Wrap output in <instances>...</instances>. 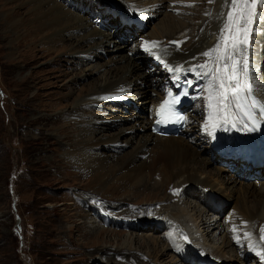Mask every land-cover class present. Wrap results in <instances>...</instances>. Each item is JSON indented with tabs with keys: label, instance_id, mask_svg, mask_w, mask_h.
I'll return each instance as SVG.
<instances>
[{
	"label": "bare ground",
	"instance_id": "obj_1",
	"mask_svg": "<svg viewBox=\"0 0 264 264\" xmlns=\"http://www.w3.org/2000/svg\"><path fill=\"white\" fill-rule=\"evenodd\" d=\"M6 1L14 2V5L11 3V8H5L1 12V35L8 40L6 43L8 55H6L8 56V62H10L9 65L14 67V65L20 64L17 67L19 70L16 71L18 74L25 71L24 68L27 69L28 72L22 77L23 79H28L29 76L33 75V66L37 65L35 64L38 63L37 60L54 52L58 47L63 50L62 55L70 56L72 59L69 60L76 65L90 60L91 56H94L91 55L93 51H99L101 46H108L112 42V38L108 33L97 32L94 28L88 26L78 14L64 8L58 2L50 5L48 2H43V0ZM165 1L124 0L120 4L123 5L122 9L128 17L131 15L144 17L148 12H150L149 17L152 20L160 14H163L164 17L168 16L163 29H160L157 34L152 33L151 36H154V38L144 41L141 48L137 49V53H134L135 58L140 59L144 56L148 58L152 55L151 60L157 59L163 65L166 64L167 68H159L163 70L162 72L168 80L167 83L155 85V79L137 73L135 69L137 67L131 62L129 63L127 58L117 55L116 57L112 56L105 62L107 66L101 74L102 77L99 83L84 91V88L81 87L77 91L78 94L70 98V95L74 92L72 93L73 89H71L72 87L69 88L67 83L71 84L74 81L91 76L94 72H98L96 63L89 65V67L86 66L74 78L70 76L67 83L60 85V87H67L66 92L61 94L58 99L54 98V102L50 103L47 109H44L52 110L55 105L57 108V104L61 102L60 100H65V111L45 115L43 113L36 115L34 119L44 123L46 121L47 133L50 134L46 140L53 138L63 147V149L60 148L63 151L58 156L61 158V164L55 162V168L59 170H64L66 167L72 168L74 173L89 177V190L94 191V194H99V196H106L107 193L111 194L114 189L120 190V192L125 190L126 196H129L132 191L142 189L148 191L147 195L154 199V202L150 199V202L146 201L147 203L140 204L137 207L129 205L130 207L121 210L118 209V206L115 207L114 204L125 197L122 196L118 199H112L111 197L110 199L116 200L113 201L114 204L101 200L102 205L99 208L107 217L118 214L120 217L136 219L137 222H129L127 226L131 227L132 231L140 230L141 225L144 224L147 226L141 229L147 232H156L159 230L158 227H163V236L159 239L153 238L151 235H145V239L136 241V234L130 237L133 232L128 233L129 235H125L123 238H121V234H116L120 239H117L119 245L115 250L119 251L120 254L137 251L139 255L145 258L144 264H155L154 260H156V264H201L202 262L224 264L238 260L239 256H242L241 260L256 256L258 253H264V238H262L264 233H262V227H260L264 226V210L261 207L255 208L249 213L248 221L236 223L232 232L219 224L217 216L219 196L227 195V185L232 187L241 181L231 179L229 182L226 181V185L224 184L225 179L220 178V167L213 169V171L207 170L202 167V164L207 165L208 160H196L194 154L198 151L189 144L191 138L183 135L190 133L191 129L197 127L189 122L188 127L186 124L183 131L185 133L177 137H162L152 134L149 130L157 102L164 94L163 90L173 82L177 83L179 79L193 78L192 76L197 74L201 75L196 76L201 79L200 86L204 85V89L201 90L200 94L203 97L201 109L196 111L202 112L204 121L201 122L198 130L202 131L203 134L208 133L210 137L214 138V141L213 139L210 140L214 149L219 144L225 149V153L223 151L219 152L224 156L230 155L228 156L230 158H223L222 161L231 159L230 163L235 168H245L239 159L235 158L233 150L240 153L241 145H246V143H253L261 147V140L264 138L257 134L255 130H245V123H247L248 128H252V126L248 121L240 119V114L235 111V105L228 109L230 115H228L227 122L222 118L226 113L222 112L217 115L215 99H213V107L210 109L207 98L212 77L202 74V70L198 67L196 71L191 70L194 66L204 64L206 61L209 67H216L214 57H205L202 53L212 49L217 44L218 34L225 15V0H211V2L210 0H169L168 3ZM193 3H197L196 7L201 5L203 8L199 14V23L191 33L190 27H184L186 24L182 23V19L186 18L183 14L193 12L190 10L194 8ZM80 4L77 3V5ZM17 6L25 7L26 10L23 11L25 13H18ZM165 10H168L169 14L166 15ZM153 12L155 14H152ZM173 22L182 25L178 28L168 25ZM261 28H263L262 25L257 28L252 38L249 58L251 74H254V78L251 79L253 95L264 101V74L259 73L257 66L254 67L258 62L263 63L264 66V40H262L263 30ZM153 41L157 42L155 46L151 43ZM145 42L149 43L146 45ZM165 43H171L175 46L169 55L164 54ZM81 44H88L89 47L80 49ZM117 48H121V46ZM178 66L183 69L179 73L169 70ZM263 66L261 65L260 68L262 69ZM58 70L61 71V69ZM64 72L68 73L64 70L55 78L63 81L60 77ZM256 75H263V83L258 77L256 78ZM177 76L179 79L176 78ZM160 85L163 88L161 90L158 88ZM149 87H153L155 91L149 92ZM140 98L142 99L140 109L147 108V112H125L127 113L126 116H117L122 120L132 119L133 123L131 125L118 128L111 133L104 132L103 127H99V124L103 121V112H100V116L97 117L92 112L93 107L107 101L114 104H126L131 99L135 101V99ZM39 108L33 107L30 111H44ZM194 112H191L189 116L196 119ZM256 115L258 118L263 119L258 113ZM186 121L188 123V115ZM205 121L206 124L203 127ZM45 126H43L44 129ZM206 126L208 130H205ZM124 133H127V135L123 136ZM35 138H39V136ZM219 138L220 141H218ZM222 140L227 142L226 147L221 145ZM128 145L130 147L125 148ZM103 146L110 147L111 151L104 152L101 148ZM263 167L254 168L250 172L246 171V173L249 177L255 179L264 178ZM257 169L259 170L258 174L254 173ZM260 183L261 185H259ZM259 184L257 186L253 182L251 187L264 194V181L262 180ZM162 188L168 189L169 193H160ZM188 195L194 196L195 200L185 201V197H188ZM228 195L230 196V193ZM163 201H173L175 205L172 207H169V205L161 207L156 205ZM200 205H205V208L210 209L212 214L207 211L205 214ZM91 208L94 211V206H91ZM127 211H133L135 216H126ZM150 212L151 218H147L150 217ZM139 214L141 216H138ZM108 220L112 221V219ZM127 220L119 219L118 222L121 224ZM150 220L156 223L152 228L147 224ZM109 224H115V222ZM220 234L223 236H220ZM136 242L140 244L137 247L142 246L143 251L136 250L134 245ZM150 246L153 248L152 252L154 254L150 252ZM156 247H160V249L154 250ZM108 248L105 246L104 250L110 251ZM192 250H195L198 254L191 258L190 252ZM164 255L169 256L170 259L167 261L159 260ZM258 257L256 259L264 264L261 255Z\"/></svg>",
	"mask_w": 264,
	"mask_h": 264
},
{
	"label": "rangeland",
	"instance_id": "obj_2",
	"mask_svg": "<svg viewBox=\"0 0 264 264\" xmlns=\"http://www.w3.org/2000/svg\"><path fill=\"white\" fill-rule=\"evenodd\" d=\"M123 1L43 0V2H48L50 5L57 2L60 3L64 8L78 14L88 26L94 28L97 32L108 33L112 38V42L108 46H101V50L99 51H93L91 55L94 56H91L90 60L76 65L69 60L72 59L70 56L62 55L63 50L58 47L52 52L53 54L50 53L42 57V59L37 60L38 63H35L37 65L33 66V75L31 77L29 76L28 79L22 78L28 72L26 68H24L25 71L19 72L18 74L16 71L19 70L17 67L20 64H18L19 66L14 65V67L9 65L10 62H8V52L6 49L8 40L1 35L2 24L0 23V264H144L145 258L139 255L137 251L123 252L120 254L119 251L115 250L119 245L117 239H120L116 234H121V238H123V236H128L133 232L130 237L136 234V241L145 239V235H151L157 239L163 236L162 226L158 227L159 230L156 232H147L141 229L147 225L139 224L141 225L140 230L132 231V228L127 226L129 222H137L136 219L120 217L118 214L116 215L117 217L115 215L107 217L106 214L102 213L103 211L99 208L102 205L101 200L114 204L113 201L116 200L112 199H118L123 196V198L125 197L123 200L116 201L114 204L115 207L118 206V209L121 210L130 206L137 207L140 204L150 202V199L154 202V199L147 195L148 191L142 189L132 191V194L129 196H126L127 193L124 192L125 190L120 192L117 189L112 190L111 194L107 193L106 196L94 194V191H90L88 187L89 177L84 174L78 175L74 173L72 168L66 167L64 170L55 168V162L61 164V158L58 156L62 153L63 147L53 138L48 141L46 140L50 136L47 133L48 127L45 126L46 121L44 123L34 119L36 115L38 116L43 113L45 115L47 113L53 114L65 111V100H60L61 104H57V108L55 105L52 110L44 109H47L49 104L54 102V98L58 99L61 94L66 92L67 87H60V85L67 83V79L70 76L74 78L86 66L89 67V65L96 63L98 72H94L91 76L76 82L74 81L71 84L67 83L69 88L72 87V93L74 92L70 95V98L76 96L78 89L81 87L84 88H82L84 91L99 83L102 77L101 74L107 66L105 62L112 56L116 57L117 55L127 58L129 63L131 62L137 67L135 68L137 73L155 79V85L164 84V81H167L164 72H162L163 70L160 69L163 65L155 64V60L153 62V60L151 61L149 59L152 55L145 58L142 53L144 57L138 59L135 58L134 53H137V49L141 48L144 41L154 38V36H151L152 33L157 34L160 29H163V25L166 23L168 16L164 17L163 14H160L152 20L149 17L150 12H148L144 17L140 15H131L128 17L122 9L123 5L120 4ZM142 1L145 2V0ZM168 1L166 0L165 2L168 3ZM11 3L14 5V2L0 0V15L5 8H11ZM77 3L81 4L77 5ZM196 4L193 3L194 8L190 9L193 12L183 14L186 18L182 19V23L186 24L184 27H190L191 33L199 23V14L203 8L201 5H197L196 7ZM25 10V7L17 6L18 13L23 14ZM227 11L228 8L226 6L225 15ZM164 12H166V15L169 14L168 10ZM152 14L155 13L153 12ZM125 18H135L136 22H132L133 24L130 23L132 24L130 26V24L124 21ZM136 25L142 26V28ZM168 25L178 28L182 24L173 22ZM262 26L264 28V25ZM262 40H264V30L262 32ZM120 46L121 48H117ZM88 47V44L80 45V49H87ZM164 48V54L169 55L175 46L171 43H165ZM71 65H74V68ZM261 65L263 66V63ZM58 69H61V71ZM21 70L23 69L21 68ZM64 70L68 73L64 72L63 75L61 74L62 76L60 78L63 81H59L60 79L55 78V76ZM258 71L264 74V66L262 69L259 68ZM253 75L250 74V80L254 78ZM257 77L263 83V75H256ZM148 91L154 92L155 89L149 87ZM32 97L34 98L30 99ZM141 102V98L135 99V101L131 99L126 104H114L107 101L97 107H93L92 112L97 117L100 116V112H103V121L99 124V127H103L104 132L111 133L118 128L127 127L133 123L132 119L127 121L119 119L117 116H126L127 113L125 112L148 111L147 108L140 109L142 106L140 104ZM199 105L201 106L198 100L197 103L195 102L190 107V112H194ZM33 107H40L39 109L44 111L39 112V110H35L31 112L30 109ZM196 111L197 109L194 112L195 117L198 118L199 116L201 118L199 120L204 121L202 119V112ZM192 123L196 124L194 120H192ZM205 124L206 121L203 127H205ZM42 125L45 126V129ZM191 130L185 136L191 138L189 144L193 149L195 148L198 151L194 154L196 160L202 161L206 159L209 161L207 165L202 164V167L211 171L220 167V178L225 179L224 184L231 179H239L241 181L232 187L226 184L228 193L226 196L221 194L223 197L219 196L220 199L217 203V209H219L217 213L219 224L232 232L236 223H245L248 221L249 213L255 210V208L261 207L264 210V194L257 191L254 187H251L253 182L258 186L259 182L264 181V178L259 177L255 179L249 177L246 170H243V167L237 169L231 165L234 169L233 172L227 166L221 165L220 163H222L223 158H230L219 152H224L225 149L219 144L214 149L210 141L211 139L214 141V138L210 137L208 133H204V135L208 136V142L206 143V141H203L202 131L198 132L195 128ZM126 135L127 133L123 134V136ZM38 136L39 138H35ZM127 147L130 146H125V148ZM101 148L104 152L111 151L110 147L103 146ZM261 148L264 150V138L261 140ZM262 173H264V169ZM227 178L228 180H226ZM168 191V189L162 188L160 193L166 192L165 194H168ZM229 193L230 196L228 195ZM111 197L112 199H110ZM193 197L192 195H188V197H185V201L195 200V197ZM173 203V201H163L156 205L160 207L169 205V207H172L175 205ZM91 206H94L95 212ZM200 206L205 211V214L206 211L212 214L210 209L208 210L204 205ZM200 206L199 208H201ZM130 215L135 216L133 211H127L126 216ZM149 215L150 217L147 218H151V212ZM17 216L19 221L16 222ZM138 216H141V214ZM106 218L112 219V221ZM119 219H128L129 221L127 220L120 224L118 222ZM113 221L115 224H109ZM154 223L153 220L147 222L150 228L156 225ZM16 234L18 235L19 241L17 240ZM220 236L223 235L220 234ZM226 241L228 240L226 239ZM134 245L136 246V250L143 251L142 246L140 248L137 247L140 245L139 243L136 242ZM105 246L106 248L110 247L108 248L110 251L104 250ZM150 249V252L154 254L151 246ZM159 249L160 247H156L154 250L157 251ZM168 254L170 255L169 252ZM197 254L198 252L192 250L190 257L192 258ZM256 256L258 257L260 255L256 254ZM256 256H250V258H243L242 260V256H239L238 260L227 263L261 264L259 262L260 260L256 259ZM169 259L170 257L167 255L159 258V260L164 261ZM153 262L156 264V260Z\"/></svg>",
	"mask_w": 264,
	"mask_h": 264
},
{
	"label": "snow or ice",
	"instance_id": "obj_3",
	"mask_svg": "<svg viewBox=\"0 0 264 264\" xmlns=\"http://www.w3.org/2000/svg\"><path fill=\"white\" fill-rule=\"evenodd\" d=\"M225 5L228 11L223 17L217 44L202 53L205 57H214L216 67H209L206 61L204 64L194 66L191 70L196 71L198 67L202 70V74L212 77L207 98L210 109L215 99L217 115L226 113L222 118L227 122L230 115L228 109L235 105V111L240 114V119L252 123V128H248L245 123V130L254 131L258 123L256 114L264 118V101L253 95L249 51L257 28L264 25V0H225ZM148 43L145 42L146 45ZM151 43L155 46L157 42ZM169 70L179 73L183 69L178 66ZM176 78L179 79L178 76ZM187 94V91H183L173 95L169 91L170 99L162 102L157 114L160 115L164 110L174 114L175 105L180 103L181 96ZM177 119L184 118L177 117ZM160 122L157 121V123ZM205 130H208L207 126ZM261 231L264 233V227ZM258 254L261 255V259H264V253Z\"/></svg>",
	"mask_w": 264,
	"mask_h": 264
},
{
	"label": "trees",
	"instance_id": "obj_4",
	"mask_svg": "<svg viewBox=\"0 0 264 264\" xmlns=\"http://www.w3.org/2000/svg\"><path fill=\"white\" fill-rule=\"evenodd\" d=\"M0 88H1V86H0Z\"/></svg>",
	"mask_w": 264,
	"mask_h": 264
}]
</instances>
